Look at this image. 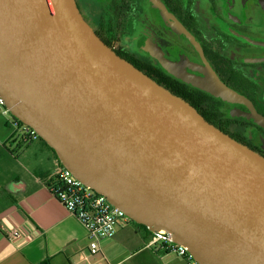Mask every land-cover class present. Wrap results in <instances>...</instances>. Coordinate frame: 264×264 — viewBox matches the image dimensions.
Masks as SVG:
<instances>
[{
	"label": "water",
	"instance_id": "obj_1",
	"mask_svg": "<svg viewBox=\"0 0 264 264\" xmlns=\"http://www.w3.org/2000/svg\"><path fill=\"white\" fill-rule=\"evenodd\" d=\"M0 95L78 180L198 264H264V158L119 56L75 0H0Z\"/></svg>",
	"mask_w": 264,
	"mask_h": 264
},
{
	"label": "flooded vegetation",
	"instance_id": "obj_2",
	"mask_svg": "<svg viewBox=\"0 0 264 264\" xmlns=\"http://www.w3.org/2000/svg\"><path fill=\"white\" fill-rule=\"evenodd\" d=\"M75 2L119 56L264 158V0ZM175 73L200 81L215 77L237 100L220 98Z\"/></svg>",
	"mask_w": 264,
	"mask_h": 264
},
{
	"label": "crops",
	"instance_id": "obj_3",
	"mask_svg": "<svg viewBox=\"0 0 264 264\" xmlns=\"http://www.w3.org/2000/svg\"><path fill=\"white\" fill-rule=\"evenodd\" d=\"M18 134V123L0 109V264H184L170 248L149 246L148 228L124 220L87 256L86 229L49 187L55 152ZM13 228L19 237L9 236Z\"/></svg>",
	"mask_w": 264,
	"mask_h": 264
},
{
	"label": "built area",
	"instance_id": "obj_4",
	"mask_svg": "<svg viewBox=\"0 0 264 264\" xmlns=\"http://www.w3.org/2000/svg\"><path fill=\"white\" fill-rule=\"evenodd\" d=\"M0 109L9 112L0 95ZM18 136L23 143L39 140L37 132L22 122L18 123ZM52 182L49 187L55 197L64 205L68 212L77 217L87 232V256H92L100 251L99 240L112 237L121 220L131 219L119 208L114 206L106 196L97 193L89 186L78 180L69 169L57 160L52 173ZM149 246L162 244L184 258V264H198L187 248L176 243L169 232L163 229L152 230ZM20 232L13 228L9 232L11 238L19 237ZM119 264V263H117Z\"/></svg>",
	"mask_w": 264,
	"mask_h": 264
},
{
	"label": "trees",
	"instance_id": "obj_5",
	"mask_svg": "<svg viewBox=\"0 0 264 264\" xmlns=\"http://www.w3.org/2000/svg\"><path fill=\"white\" fill-rule=\"evenodd\" d=\"M149 77V76H148ZM153 80V79H152ZM160 85V84H159ZM163 87V86H162ZM166 89V88H165ZM168 90V89H167ZM169 91V90H168ZM172 94H174V95H176V96H178L177 94H175V93H173V92H171ZM178 97H180V96H178ZM192 106V105H191ZM13 117V119L17 122V123H20V121L18 120V119H16L14 116H12ZM49 149H51L52 151H53V149L52 148H50L46 143H45V141H43L41 138H39ZM54 152V151H53ZM131 222L134 224V225H136V226H139V227H144V228H147V226H145V225H143V224H140V223H137V222H135V221H133V220H131ZM42 264H47V263H42Z\"/></svg>",
	"mask_w": 264,
	"mask_h": 264
},
{
	"label": "rangeland",
	"instance_id": "obj_6",
	"mask_svg": "<svg viewBox=\"0 0 264 264\" xmlns=\"http://www.w3.org/2000/svg\"><path fill=\"white\" fill-rule=\"evenodd\" d=\"M81 1H82V0H81ZM86 2H87V1H84V4H83V5H85L86 7L91 8V7L94 6V5H89V6H87V5H86ZM95 6L97 7V5H95Z\"/></svg>",
	"mask_w": 264,
	"mask_h": 264
}]
</instances>
